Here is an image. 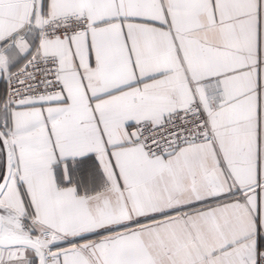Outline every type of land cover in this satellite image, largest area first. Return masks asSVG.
<instances>
[{"label": "snow or ice", "instance_id": "obj_1", "mask_svg": "<svg viewBox=\"0 0 264 264\" xmlns=\"http://www.w3.org/2000/svg\"><path fill=\"white\" fill-rule=\"evenodd\" d=\"M0 264H264V0H0Z\"/></svg>", "mask_w": 264, "mask_h": 264}]
</instances>
